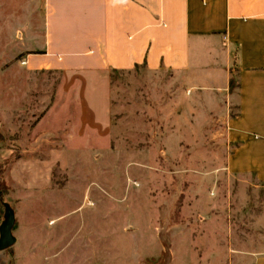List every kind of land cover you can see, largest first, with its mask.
<instances>
[{
	"label": "rangeland",
	"instance_id": "obj_1",
	"mask_svg": "<svg viewBox=\"0 0 264 264\" xmlns=\"http://www.w3.org/2000/svg\"><path fill=\"white\" fill-rule=\"evenodd\" d=\"M25 16L0 0V226L16 218L0 264H254L264 182L229 169L235 105L137 63L111 72L110 133L84 132L77 102L51 98L58 73L12 66Z\"/></svg>",
	"mask_w": 264,
	"mask_h": 264
},
{
	"label": "crops",
	"instance_id": "obj_2",
	"mask_svg": "<svg viewBox=\"0 0 264 264\" xmlns=\"http://www.w3.org/2000/svg\"><path fill=\"white\" fill-rule=\"evenodd\" d=\"M23 2L12 66L58 73L51 98L77 102L84 132L111 131L114 68L170 69L192 98L235 105L229 169L264 182V0H40L39 26L34 0Z\"/></svg>",
	"mask_w": 264,
	"mask_h": 264
},
{
	"label": "water",
	"instance_id": "obj_3",
	"mask_svg": "<svg viewBox=\"0 0 264 264\" xmlns=\"http://www.w3.org/2000/svg\"><path fill=\"white\" fill-rule=\"evenodd\" d=\"M15 221V213L8 206L7 219L0 226V250H5L15 244L16 236L13 233Z\"/></svg>",
	"mask_w": 264,
	"mask_h": 264
},
{
	"label": "trees",
	"instance_id": "obj_4",
	"mask_svg": "<svg viewBox=\"0 0 264 264\" xmlns=\"http://www.w3.org/2000/svg\"><path fill=\"white\" fill-rule=\"evenodd\" d=\"M2 198H3L2 193H0V200H1V201L3 200Z\"/></svg>",
	"mask_w": 264,
	"mask_h": 264
}]
</instances>
